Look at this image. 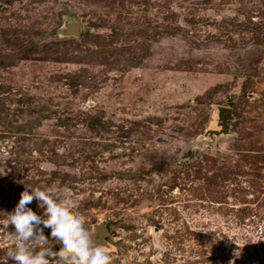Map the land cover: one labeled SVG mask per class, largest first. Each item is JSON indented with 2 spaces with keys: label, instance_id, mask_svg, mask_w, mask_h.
Masks as SVG:
<instances>
[{
  "label": "rangeland",
  "instance_id": "374dc122",
  "mask_svg": "<svg viewBox=\"0 0 264 264\" xmlns=\"http://www.w3.org/2000/svg\"><path fill=\"white\" fill-rule=\"evenodd\" d=\"M36 187L111 264H264V0H0V257Z\"/></svg>",
  "mask_w": 264,
  "mask_h": 264
},
{
  "label": "clouds",
  "instance_id": "9594fccd",
  "mask_svg": "<svg viewBox=\"0 0 264 264\" xmlns=\"http://www.w3.org/2000/svg\"><path fill=\"white\" fill-rule=\"evenodd\" d=\"M39 167L51 171L55 166L43 162ZM52 192L36 187L20 193L14 209L4 218L14 230L8 232L12 243L0 257V264L9 260L14 264H111V255L97 247L93 233L75 214L77 206L68 198L71 189H60L56 196ZM34 199L42 215L28 207ZM44 229L50 230L48 236ZM53 245H59L58 250H53Z\"/></svg>",
  "mask_w": 264,
  "mask_h": 264
},
{
  "label": "water",
  "instance_id": "95a60500",
  "mask_svg": "<svg viewBox=\"0 0 264 264\" xmlns=\"http://www.w3.org/2000/svg\"><path fill=\"white\" fill-rule=\"evenodd\" d=\"M72 32L76 33V27L74 26L72 28ZM107 232L106 228L104 225H100L99 227H97L92 233H93V240L94 241H98V237H102L105 233Z\"/></svg>",
  "mask_w": 264,
  "mask_h": 264
}]
</instances>
